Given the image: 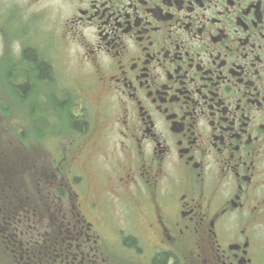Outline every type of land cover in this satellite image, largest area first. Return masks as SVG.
I'll use <instances>...</instances> for the list:
<instances>
[{"label": "flooded vegetation", "instance_id": "af4514ba", "mask_svg": "<svg viewBox=\"0 0 264 264\" xmlns=\"http://www.w3.org/2000/svg\"><path fill=\"white\" fill-rule=\"evenodd\" d=\"M17 1L0 0V33L40 17ZM50 1L104 94L114 159L80 163L90 138L70 156L56 136L41 201L0 196L14 264H264V0Z\"/></svg>", "mask_w": 264, "mask_h": 264}, {"label": "rangeland", "instance_id": "374dc122", "mask_svg": "<svg viewBox=\"0 0 264 264\" xmlns=\"http://www.w3.org/2000/svg\"><path fill=\"white\" fill-rule=\"evenodd\" d=\"M26 1L17 2L25 10L39 13L40 17L19 26L16 19L5 22L10 35L6 30L0 33V196L1 199L11 197L19 213H24L29 207L28 190H34L33 198H38V203L43 198V178L38 162L41 158L48 160V150L55 148L57 135L63 139L61 148L67 147L70 156L79 138L77 136L90 138L88 154L82 155L80 163L89 162V155L100 151L99 161L106 167L114 159L110 151L115 140L108 138L107 120L103 114L106 104L104 94L99 90H90V85L95 87L97 77L83 62L79 50L70 39L61 35L67 22L58 4L38 0L28 6ZM24 29H28L25 37L31 47L20 53L18 38L25 39L21 34ZM40 62L41 65L50 66L45 78L39 77L40 65L37 64ZM24 84H28L25 91L22 88ZM49 87L56 98L54 104L48 101L50 96L46 92H49ZM63 102H68L71 112L84 121L79 130L62 118L60 106ZM43 113L48 118L45 127L42 125ZM32 120L37 134H32ZM46 131L50 139L44 145L41 138ZM36 136L40 140L34 142L32 148L22 145L21 141L29 144L30 138ZM33 156L37 159L32 173ZM107 231V228L102 229V232ZM0 264H14L1 242Z\"/></svg>", "mask_w": 264, "mask_h": 264}, {"label": "trees", "instance_id": "16d2710c", "mask_svg": "<svg viewBox=\"0 0 264 264\" xmlns=\"http://www.w3.org/2000/svg\"><path fill=\"white\" fill-rule=\"evenodd\" d=\"M40 75L39 77L41 78H45L48 75V72L50 70V66L48 65H40ZM28 87V84H24L22 86L23 91L26 90V88ZM51 88L49 87V92L47 90L46 93H49V100L52 104L55 103L56 98L53 95L52 91L50 90ZM47 96V95H46ZM54 106V105H53ZM60 109H62L63 114L61 113V116L63 119H65L66 123H69L73 126V128H76L79 130V128H81L84 125V121L78 119L72 112H71V108L69 106L68 102H63V104L60 106Z\"/></svg>", "mask_w": 264, "mask_h": 264}]
</instances>
